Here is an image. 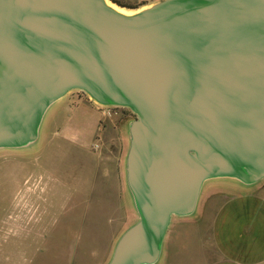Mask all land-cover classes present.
I'll use <instances>...</instances> for the list:
<instances>
[{"label": "water", "instance_id": "1", "mask_svg": "<svg viewBox=\"0 0 264 264\" xmlns=\"http://www.w3.org/2000/svg\"><path fill=\"white\" fill-rule=\"evenodd\" d=\"M72 89L126 107L139 221L110 264H154L203 182L264 178V0H161L133 18L102 0H0V147L35 140Z\"/></svg>", "mask_w": 264, "mask_h": 264}, {"label": "rangeland", "instance_id": "2", "mask_svg": "<svg viewBox=\"0 0 264 264\" xmlns=\"http://www.w3.org/2000/svg\"><path fill=\"white\" fill-rule=\"evenodd\" d=\"M114 1L142 12L161 0L150 6ZM136 117L72 89L47 107L34 141L0 147V264H110L117 243L140 219L126 170ZM250 185L264 195V178ZM251 186L210 178L198 197L244 193ZM194 242L172 264L200 263Z\"/></svg>", "mask_w": 264, "mask_h": 264}, {"label": "crops", "instance_id": "3", "mask_svg": "<svg viewBox=\"0 0 264 264\" xmlns=\"http://www.w3.org/2000/svg\"><path fill=\"white\" fill-rule=\"evenodd\" d=\"M143 1L150 6L160 0ZM249 188L205 195L201 201L198 197L190 215L172 216L156 264H172V257L193 239L202 252L197 264H264V195L256 186Z\"/></svg>", "mask_w": 264, "mask_h": 264}, {"label": "bare ground", "instance_id": "4", "mask_svg": "<svg viewBox=\"0 0 264 264\" xmlns=\"http://www.w3.org/2000/svg\"><path fill=\"white\" fill-rule=\"evenodd\" d=\"M104 8L111 13L114 16L120 17V18H133L138 15L139 12H136L131 9H127L124 7H121L109 0H102Z\"/></svg>", "mask_w": 264, "mask_h": 264}, {"label": "trees", "instance_id": "5", "mask_svg": "<svg viewBox=\"0 0 264 264\" xmlns=\"http://www.w3.org/2000/svg\"><path fill=\"white\" fill-rule=\"evenodd\" d=\"M111 2H113V3H115V4H117V5H119L118 3H117V1H114V0H110ZM120 6V5H119Z\"/></svg>", "mask_w": 264, "mask_h": 264}]
</instances>
